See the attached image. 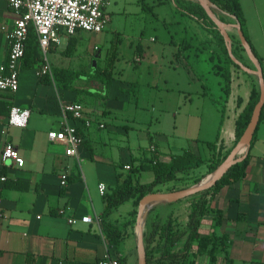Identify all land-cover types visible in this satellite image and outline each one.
Wrapping results in <instances>:
<instances>
[{"label": "crops", "instance_id": "0c3cea01", "mask_svg": "<svg viewBox=\"0 0 264 264\" xmlns=\"http://www.w3.org/2000/svg\"><path fill=\"white\" fill-rule=\"evenodd\" d=\"M251 1L254 3L259 0ZM243 2L245 7L242 0H239L248 40L261 59L260 66L264 76V17L258 12L253 16L248 11L250 8L248 0ZM153 3L152 7L171 6L173 26L170 32L171 44L176 58V64L172 67L185 70L187 81L191 80L187 83L188 89H180V92L186 94L188 109L183 115L184 119H181L177 110L174 111L173 117L176 120L174 129L188 130L197 136L186 137L191 146L187 145V148L181 149L177 154L162 153L158 141L160 138L165 139V136L160 132L151 134L146 130L144 137L149 141V151L153 146L163 162H169L171 155L181 154L183 150L188 149L205 160L212 159L213 154L220 153L222 157L235 147L236 120L245 109L252 88H259L258 79L234 63L228 65L225 55L213 37L200 24L177 13L173 0H153ZM216 15L226 24L235 23L226 14ZM15 19L16 16L9 7V0H0V30L2 27L6 29L0 32V66L7 60L9 43L6 32L11 30ZM80 33L71 38H62L59 45L51 48L49 52L51 58L48 59L51 72L54 68L73 71L71 63H66L65 60L71 61L74 58ZM228 35L237 36L233 28H228ZM70 41L73 54H70L71 50L66 51ZM185 44L188 46L184 47ZM95 51L99 56V49ZM236 52L238 61L245 68L255 70L245 51L237 49ZM143 57L144 53L138 47L135 50L134 61L140 62ZM202 59L212 64L211 71L217 87L214 82L211 84L202 82L207 76L199 63ZM39 67L25 69L20 64L17 92L0 93L5 95L0 99L11 103L13 107L28 109L30 112L26 127L21 129L8 127V116H0V171L4 169V176L12 183L28 184V189L24 191L0 185V264H97L106 252L111 255L116 253L124 259L123 264H135L136 218L133 223L134 235L130 234L132 230L130 221L131 212L133 210L137 212V207H134L133 200L127 201L131 203V208L125 214L118 215L122 204L115 208L108 218L121 229L122 238L118 247L124 242L127 246L133 244V252L126 249V254L123 255L119 253L118 247L114 249L104 240L100 222L105 202L98 191V185L104 183L106 192L110 193L116 183L129 173L125 166L135 167L147 157L143 152L139 155L129 152L128 159H122L124 153L120 152L119 147L117 160L113 155L97 159L95 151L89 144L90 141L96 132L107 128L106 123L102 121L103 118L106 115L118 118L119 113L124 114L120 111L123 108L117 104L110 110L87 111L78 93L82 88L74 86L82 81L71 80L69 89H57L54 85H46L39 81L40 77L37 75ZM225 68H228L230 73L228 96L224 93V80L221 77ZM194 83H200V87L191 89L190 85ZM176 84L178 88L179 82ZM71 102L82 105L84 117L91 120L89 128H85L82 122L73 120L70 115L63 120L60 106ZM115 121L112 133L121 135L119 140L124 142V135L127 134L124 127L128 128L130 119L124 118L121 120L122 123ZM64 123L78 127L79 133L83 136L78 158L67 157L63 147L51 143L47 138L49 131H58ZM212 132L214 136L211 139L200 137V134ZM7 142L18 150L24 160L23 167L18 168L2 162L1 153ZM101 143L107 144L104 140ZM153 154L151 152L149 157ZM248 154L249 162L245 168V175L234 183L223 185L215 193L209 204V212L201 221L199 228L201 234L224 239V247L218 251L215 264H264V109ZM143 172L149 171L140 172V182ZM63 174L66 175V186L60 184ZM185 175L179 173L178 177ZM207 177V165H202L188 171L187 179L179 186L184 187L182 184H187V187H191ZM199 178L201 180L194 184V180ZM169 184L179 183L177 180ZM183 200L176 202L172 211L162 207L163 210H156L155 213L163 218L172 214L176 219L179 203ZM166 204L171 203L158 204L154 208ZM61 209L66 210L64 215L59 214ZM189 212L190 208L183 226L180 227L179 219L176 220L178 228L183 229L186 226ZM70 217L78 220L75 225L68 224L67 220ZM82 217H90L93 222L83 223L80 221ZM182 242L176 245V250L181 247ZM197 250V244H194L187 264H211L207 253H198Z\"/></svg>", "mask_w": 264, "mask_h": 264}, {"label": "rangeland", "instance_id": "374dc122", "mask_svg": "<svg viewBox=\"0 0 264 264\" xmlns=\"http://www.w3.org/2000/svg\"><path fill=\"white\" fill-rule=\"evenodd\" d=\"M242 3L245 7L243 0ZM143 4L146 6L145 10L142 8ZM153 4V0H109V4L105 7L109 22L104 31L97 35L81 32L74 58L71 61L65 60L66 63H71L70 67L73 68L76 75L73 80L82 81L74 86L82 88L78 93L79 97L83 99L87 111L92 109L110 110L117 104L123 108L120 111L124 114L119 113L118 118H115L114 115H106L102 121L106 123L107 128L96 132L90 141L89 144L95 151L97 159L113 155L117 160L119 147L120 152L124 153L122 159H128L129 152L136 155L143 152L146 157H149L151 154L149 141L144 137L146 130H149L151 134L160 132L165 136V139L160 138L158 141L159 150L162 153L177 154L181 149L190 145V141H187L186 137L197 136L188 130L174 129L176 121L173 117L174 111L177 110L181 119H184L183 115L188 109L186 94L180 92V89H188L187 83L191 80L187 81L185 70L172 67L176 64V58L173 54L174 47L171 44L172 34L170 32L173 28L171 6L152 7ZM249 4L248 11L253 16L258 12L264 17V0L254 3L248 0ZM138 47L144 53L140 62L134 61L135 50ZM97 48L99 56L94 52ZM111 50L117 51L118 59L114 64L111 84L107 87L106 82L96 73L95 68L105 65L104 59ZM70 54H73V49ZM50 58L51 53L48 54V59ZM91 61L92 65H90ZM199 63L203 72L207 73L202 82L204 84L214 82L216 86V80L211 71L212 64L204 59ZM177 81L179 82L178 88ZM200 83L191 84L190 88L198 89ZM124 118H129L130 121L128 128L124 127L127 134L124 135V142H122L119 140L121 135H115L112 133V129L115 126V120L119 121L117 123H122L121 120ZM213 136V132L200 134V137L205 139H211ZM126 139H128L127 142ZM103 140L107 144L103 145L101 143ZM140 179L141 182L147 183L153 178L150 172H143ZM181 182L178 181L179 184L175 185L169 183L159 185L156 188L158 189L157 193L178 191L183 188L179 186ZM182 185L188 188L187 184ZM191 200L192 197H189L179 203L176 220L179 219L180 227L183 226ZM175 204L176 202L160 205L161 207L155 208V212L163 210L162 207L172 211ZM129 208H131V203H124L118 215L125 214ZM134 222L130 221L132 227L130 234H133ZM149 222L148 213L143 232H148L146 229ZM133 248V244L127 246V243L124 242L118 247V250L119 253L125 255L126 249L133 252ZM204 258L206 257L204 256ZM135 264H137L136 261Z\"/></svg>", "mask_w": 264, "mask_h": 264}, {"label": "trees", "instance_id": "16d2710c", "mask_svg": "<svg viewBox=\"0 0 264 264\" xmlns=\"http://www.w3.org/2000/svg\"><path fill=\"white\" fill-rule=\"evenodd\" d=\"M210 2L217 8V10H215L216 14L219 15L223 13L229 17L235 18L236 22L240 25L243 36L250 46L254 56L257 58L259 64H261V59L257 56V53L248 40L245 18L239 0H210ZM173 3L177 13L200 24V26L213 37L217 46L225 55L227 64H233L228 55L224 38L217 30L214 23L208 18L199 3L186 0H173ZM142 8L145 10L146 6L143 4ZM218 18L220 21L224 22L220 16ZM230 39L232 54L238 60L239 57L237 56L236 51L237 49L243 50V48L237 36H231ZM71 41L68 43L66 51L72 50L70 46ZM186 46L188 45L185 44L184 47ZM95 53L97 52L95 51ZM117 56V51L111 50L104 59L105 65L101 68L99 66L95 68L96 73L104 79L107 87L111 84L114 64L118 59ZM21 61V67L25 69L38 68L43 62V55L39 47L38 37L32 26H30L28 30L24 55ZM75 76L76 75L72 70L54 68L52 69V78L50 76H42L39 78V81L46 85H54L57 89H69V83ZM221 77L224 80V93L228 96L230 93V73L228 68L223 70ZM259 95V88L253 87L249 101L235 123V145L249 123L253 109L259 100ZM0 97H5V95L1 94ZM12 107L13 105L11 103L0 99V116H9ZM263 109L264 106L261 110L259 121L263 117ZM78 134L82 136V134L79 133V130ZM255 135L256 131L253 135L251 146L255 139ZM229 153L230 152L226 153L222 157H220V153L217 155L213 154L212 159L205 160L196 156L188 149L183 150L181 154L171 155L169 162H163L159 159L158 152L155 151L151 157L143 158L141 163L137 166L129 167V173L116 183L110 193L106 192L103 195L105 208L101 215L100 223L105 242L114 249H116L121 242V229L111 223L108 219L115 208L130 200H133L134 207H137L138 202L142 197L157 192L155 190L157 186L177 180L184 181L187 179L188 171L199 168L202 165H207V174L209 175L227 158ZM248 162L249 154L243 161L233 165L213 187L191 196L190 212L188 214L186 226L183 229L178 228L176 219L173 218L172 214H168L163 218L155 213V208L149 212L150 222L146 229L148 232H143L147 264H187V260L191 256V250L194 244H197L198 253L206 252L210 263H216L217 253L224 247V239L221 237L201 234L199 232L201 221L209 212V204L215 193L223 185L234 183L242 178L245 175V168L248 165ZM141 171H149L152 173L153 179L150 183L140 182L139 174ZM179 173L186 175L178 177ZM0 175H5L4 169H1ZM200 180L201 178L194 180V184L198 183ZM3 185L8 188L20 189L22 191L28 189V184L19 182L12 183L8 180H6ZM136 214V210L131 212L133 217L132 221H135ZM181 242V247L176 250V245ZM114 256L121 264H123V258L117 256L116 253Z\"/></svg>", "mask_w": 264, "mask_h": 264}, {"label": "built area", "instance_id": "2783aa9c", "mask_svg": "<svg viewBox=\"0 0 264 264\" xmlns=\"http://www.w3.org/2000/svg\"><path fill=\"white\" fill-rule=\"evenodd\" d=\"M109 0H9V7L16 16L11 30L6 32L9 49L6 62L0 66V93H15L19 87V69L24 55L25 43L29 27L32 26L38 37L39 47L43 55V62L38 71V76H50L52 78L51 66L48 54L53 46L60 44L62 38L74 37L79 32L99 34L107 23L109 17L105 13V7ZM6 31L4 27L0 32ZM61 116L66 119L67 115L82 122L85 128L91 126V120L86 119L83 107L77 102L66 103L60 106ZM28 109L12 107L7 119V126L12 128H25L29 119ZM101 127H103L101 125ZM47 138L51 143L60 145L67 157L78 158L79 149L83 138L78 134V127L64 123L58 131H49ZM155 148L150 147L154 153ZM1 160L18 168L23 167L24 160L20 157L16 147L5 143ZM129 169V166H125ZM264 178V174H263ZM7 180L6 176L0 175V185ZM61 186H66V175L61 176ZM100 195L106 193V185H98ZM1 207V200H0ZM66 210H59L64 215ZM69 225H75L77 219L68 218ZM81 222L90 224V217H82ZM98 222V221H97ZM99 223V222H98ZM98 264H121L119 260L106 252L98 261Z\"/></svg>", "mask_w": 264, "mask_h": 264}, {"label": "water", "instance_id": "95a60500", "mask_svg": "<svg viewBox=\"0 0 264 264\" xmlns=\"http://www.w3.org/2000/svg\"><path fill=\"white\" fill-rule=\"evenodd\" d=\"M186 1H196L203 8L208 18L214 23L215 27L224 38L228 55L231 58L232 62L238 65L243 71L250 72L257 77L260 95H259V100L255 105L253 112L251 114L249 123L245 128L243 134L241 135L240 139L238 140L237 144L230 152L228 157L216 168L214 172L209 174L204 181L194 186L181 189L178 191H172L168 193H157V192L150 193L140 199L137 205V214H136L137 264H147L146 250L143 239V231H144L143 226L148 213L158 204L178 202L180 200L189 198L191 196H194L202 191H205L213 187L233 165H236L237 163L243 161L246 158L249 148L251 146L253 135L259 123L261 110L264 106L263 72L257 58L254 56L250 46L248 45L245 37L243 36L240 25L236 22L235 18L231 17L235 21V23L230 25L220 21L215 13V10H217V8L210 2V0H186ZM228 28H233L236 31L240 44L243 50L245 51L247 57L249 58V60L254 64L255 70H249L245 68L233 56L231 51V39L228 35ZM239 155L240 157H238Z\"/></svg>", "mask_w": 264, "mask_h": 264}]
</instances>
